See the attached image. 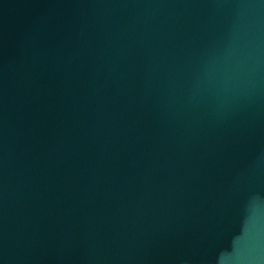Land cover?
Returning <instances> with one entry per match:
<instances>
[{
	"label": "water",
	"instance_id": "95a60500",
	"mask_svg": "<svg viewBox=\"0 0 264 264\" xmlns=\"http://www.w3.org/2000/svg\"><path fill=\"white\" fill-rule=\"evenodd\" d=\"M0 264H264V0H0Z\"/></svg>",
	"mask_w": 264,
	"mask_h": 264
}]
</instances>
